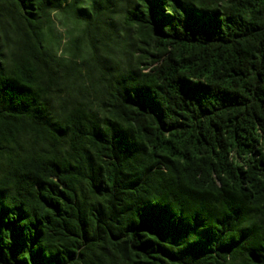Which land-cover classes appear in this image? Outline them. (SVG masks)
Listing matches in <instances>:
<instances>
[{
  "label": "trees",
  "instance_id": "obj_1",
  "mask_svg": "<svg viewBox=\"0 0 264 264\" xmlns=\"http://www.w3.org/2000/svg\"><path fill=\"white\" fill-rule=\"evenodd\" d=\"M118 11L0 0V264H264V0Z\"/></svg>",
  "mask_w": 264,
  "mask_h": 264
},
{
  "label": "rangeland",
  "instance_id": "obj_2",
  "mask_svg": "<svg viewBox=\"0 0 264 264\" xmlns=\"http://www.w3.org/2000/svg\"><path fill=\"white\" fill-rule=\"evenodd\" d=\"M114 2L118 4V10L119 11L115 13L116 15H114L115 18H114L113 22H114L115 26L113 27V32L118 35L119 39L123 40L126 38L127 33L125 32L122 25H120V23L118 21L119 20V13H120L121 9L123 11V9H125L132 2V0H114ZM59 27H61L60 24H59ZM60 30L64 31L62 28H60ZM62 36L63 37L65 36V32L63 33ZM65 42L66 41L64 40V43Z\"/></svg>",
  "mask_w": 264,
  "mask_h": 264
}]
</instances>
